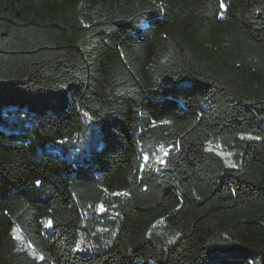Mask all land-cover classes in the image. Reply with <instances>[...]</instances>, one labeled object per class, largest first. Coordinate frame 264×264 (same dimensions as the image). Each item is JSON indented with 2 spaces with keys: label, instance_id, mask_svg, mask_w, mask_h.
<instances>
[{
  "label": "trees",
  "instance_id": "16d2710c",
  "mask_svg": "<svg viewBox=\"0 0 264 264\" xmlns=\"http://www.w3.org/2000/svg\"><path fill=\"white\" fill-rule=\"evenodd\" d=\"M0 264H264V0H0Z\"/></svg>",
  "mask_w": 264,
  "mask_h": 264
},
{
  "label": "rangeland",
  "instance_id": "374dc122",
  "mask_svg": "<svg viewBox=\"0 0 264 264\" xmlns=\"http://www.w3.org/2000/svg\"><path fill=\"white\" fill-rule=\"evenodd\" d=\"M210 148L215 152H217L218 154H220L226 160L228 165L232 164L236 166V161L233 153L228 152L221 147H210Z\"/></svg>",
  "mask_w": 264,
  "mask_h": 264
},
{
  "label": "snow or ice",
  "instance_id": "6c2138e0",
  "mask_svg": "<svg viewBox=\"0 0 264 264\" xmlns=\"http://www.w3.org/2000/svg\"><path fill=\"white\" fill-rule=\"evenodd\" d=\"M221 7H224V5L223 4H221ZM229 166L230 167H235V165H232V164H229ZM40 181L39 180H37L36 182H35V186L37 187V188H39V186H40ZM121 195H126V193H122ZM49 225H51V222L49 221Z\"/></svg>",
  "mask_w": 264,
  "mask_h": 264
}]
</instances>
